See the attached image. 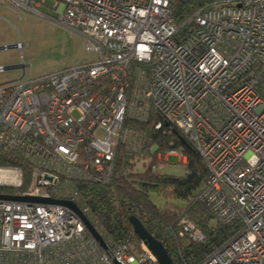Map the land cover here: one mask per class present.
Segmentation results:
<instances>
[{"label": "built area", "instance_id": "2783aa9c", "mask_svg": "<svg viewBox=\"0 0 264 264\" xmlns=\"http://www.w3.org/2000/svg\"><path fill=\"white\" fill-rule=\"evenodd\" d=\"M46 1L0 8L40 15ZM51 1L50 20L81 37L90 58L30 78L22 64L19 79L0 84V154L10 160L0 196L71 203L104 247L67 206L0 200V264H158L139 239L106 233L88 192L110 184L118 152L145 169L147 136L129 123L153 118L205 165L188 201L209 211V227L228 229L200 258L176 246L172 263L264 264V0H213L182 23L171 0ZM176 227L183 244L208 243L186 215Z\"/></svg>", "mask_w": 264, "mask_h": 264}, {"label": "trees", "instance_id": "16d2710c", "mask_svg": "<svg viewBox=\"0 0 264 264\" xmlns=\"http://www.w3.org/2000/svg\"><path fill=\"white\" fill-rule=\"evenodd\" d=\"M212 1L171 0L173 18L176 23H182L198 8ZM154 121L153 118L145 124L129 123L131 127L144 132L147 136L143 154L149 162L145 169L141 173L133 172L129 163L132 158L118 152L110 184L104 187H88V192L92 196L91 208L98 216L99 225L113 238L130 236L138 241L129 223V219L134 217L155 240L162 244L172 262H174L176 246L180 245L184 256L200 258L209 246H217L222 242L228 229L218 225L209 227L208 223L212 219L209 211L201 204L188 201L195 197L207 180V170L199 155L189 145L184 147L179 143L175 134L180 135V132L175 128L163 123L160 131H154L152 126ZM153 146L157 148L155 153L150 152ZM171 149H175L186 158V162L182 164L183 174L179 177L162 175L158 172L160 164L166 163L162 159L163 156ZM9 164L10 160L0 154V166ZM22 168L26 173L27 169ZM150 195L162 198L163 207L157 208L150 201ZM171 201H180L184 204L180 207L184 208L183 214L193 220L207 236L208 243L205 246L183 244L178 240L176 222L180 215L171 212V208L176 207L169 203Z\"/></svg>", "mask_w": 264, "mask_h": 264}, {"label": "rangeland", "instance_id": "374dc122", "mask_svg": "<svg viewBox=\"0 0 264 264\" xmlns=\"http://www.w3.org/2000/svg\"><path fill=\"white\" fill-rule=\"evenodd\" d=\"M52 8L51 0H47L45 5L38 8L40 15L0 8V46H12L17 42L23 45L21 55L16 50L0 52L2 66L29 65L25 69L24 77L30 78L60 70L90 58L83 52L81 37L50 20L56 18ZM21 75V70L0 73V84L18 79ZM169 151L162 158L163 161L168 158V161L161 163L158 168L162 173L179 177L183 174L182 162L177 157H169ZM148 162L149 159L146 158L145 166ZM134 167L137 173L143 171V167L139 168V163ZM9 192L16 194L18 191ZM150 201L157 208H162L164 205V200L155 195H150ZM169 203L176 206L171 208V212L176 215L183 214L184 208H180L184 205L182 202ZM210 223L211 220L208 224Z\"/></svg>", "mask_w": 264, "mask_h": 264}, {"label": "water", "instance_id": "95a60500", "mask_svg": "<svg viewBox=\"0 0 264 264\" xmlns=\"http://www.w3.org/2000/svg\"><path fill=\"white\" fill-rule=\"evenodd\" d=\"M14 50L13 46H0V52L4 51H11ZM5 71L10 70H21L22 64L20 65H12V66H6L4 67ZM175 138L179 141V143L184 146L188 147V144L183 139V137L179 134H175ZM0 200L4 201H28V202H36V203H55L67 206L71 209H73L79 217L82 219L84 225L86 226L88 232L91 234V236L94 238V240L101 246L104 247L103 240L101 237L97 234L95 229L90 225L89 222H87L82 215L79 213L77 208L68 202H53L49 200H43L39 198H27V197H12V196H0ZM129 223L132 227L133 233L135 236L142 242V244L145 246V248L151 253V255L155 258L156 262L158 264H173L170 257L168 256L166 250L162 246L160 242L155 240L153 236H151L142 226V224L134 217H131L129 219Z\"/></svg>", "mask_w": 264, "mask_h": 264}, {"label": "crops", "instance_id": "0c3cea01", "mask_svg": "<svg viewBox=\"0 0 264 264\" xmlns=\"http://www.w3.org/2000/svg\"><path fill=\"white\" fill-rule=\"evenodd\" d=\"M0 66H2L1 64H0ZM26 67H29V65H25ZM20 78V77H19ZM18 78V79H19ZM15 80H17V79H15ZM168 161V158H166V162ZM158 172L160 173V174H162V175H168L167 173H162V172H160V170H159V168H158Z\"/></svg>", "mask_w": 264, "mask_h": 264}, {"label": "flooded vegetation", "instance_id": "af4514ba", "mask_svg": "<svg viewBox=\"0 0 264 264\" xmlns=\"http://www.w3.org/2000/svg\"><path fill=\"white\" fill-rule=\"evenodd\" d=\"M5 46V45H4Z\"/></svg>", "mask_w": 264, "mask_h": 264}]
</instances>
